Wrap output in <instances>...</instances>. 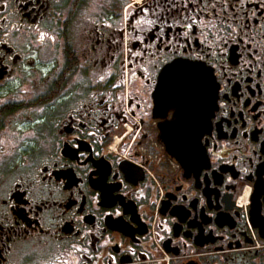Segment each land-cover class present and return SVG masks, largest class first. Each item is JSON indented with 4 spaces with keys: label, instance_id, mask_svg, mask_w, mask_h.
Instances as JSON below:
<instances>
[{
    "label": "flooded vegetation",
    "instance_id": "1",
    "mask_svg": "<svg viewBox=\"0 0 264 264\" xmlns=\"http://www.w3.org/2000/svg\"><path fill=\"white\" fill-rule=\"evenodd\" d=\"M0 264H264V0H0Z\"/></svg>",
    "mask_w": 264,
    "mask_h": 264
},
{
    "label": "water",
    "instance_id": "2",
    "mask_svg": "<svg viewBox=\"0 0 264 264\" xmlns=\"http://www.w3.org/2000/svg\"><path fill=\"white\" fill-rule=\"evenodd\" d=\"M192 65H195L200 69V71H198L194 76H189L188 74L184 73L183 71H180V70L186 69ZM169 66H172V68L169 71V73H172V74L170 76H169V73L166 74L167 86L164 87L161 85V74H160L159 78H158L156 89L153 93L154 104H155L153 111L156 115H158L161 111H163V112L168 111L169 110V104H174L177 102L176 100H170L169 101V87L180 88L181 90L182 89L187 90L184 93L182 91L178 92L179 95H183V94L192 95V94H194V91L190 90V88H194V87L198 88V87L203 86V83L201 81H199L200 78L197 76V75H199V73L204 72V68L201 65L194 63V62H191V61H174L170 65H167L166 67H164V69L168 68ZM203 87L206 88L205 95L208 96L209 93H208L207 88L211 87V79H207L206 83ZM160 128L162 129L160 136L162 138L163 143L166 145V147L169 146V148H170V147H174V146L176 147V145L182 146L184 144H187L188 136L186 134L169 133L167 131V130H169V122L163 123L162 125H160Z\"/></svg>",
    "mask_w": 264,
    "mask_h": 264
},
{
    "label": "snow or ice",
    "instance_id": "3",
    "mask_svg": "<svg viewBox=\"0 0 264 264\" xmlns=\"http://www.w3.org/2000/svg\"><path fill=\"white\" fill-rule=\"evenodd\" d=\"M189 27H191V25H189ZM172 68V66H169L168 68H165L162 73H161V85L166 87L167 86V77L166 74L169 73L170 69ZM183 71L184 73L188 74L189 76H194L198 71H200V69L195 66H189L186 69L180 70Z\"/></svg>",
    "mask_w": 264,
    "mask_h": 264
}]
</instances>
